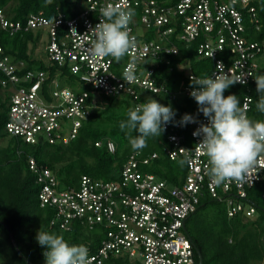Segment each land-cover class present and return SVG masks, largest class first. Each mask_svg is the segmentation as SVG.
I'll list each match as a JSON object with an SVG mask.
<instances>
[{
	"label": "built area",
	"instance_id": "built-area-1",
	"mask_svg": "<svg viewBox=\"0 0 264 264\" xmlns=\"http://www.w3.org/2000/svg\"><path fill=\"white\" fill-rule=\"evenodd\" d=\"M253 2L72 0L73 15L56 8L55 15L49 18L39 10L28 13L23 21L13 20L6 8L0 7V30L9 35L31 32L38 40L29 41V47L38 50L44 45V58L32 53L41 60L42 67L29 68L25 59L7 53L0 42V97L7 114L2 132L32 147L66 146L98 107L102 94L127 95L134 106L146 102L148 94L167 96L168 100L190 96L188 85L174 92L157 81L156 67L164 64L172 70L170 56L179 54L178 42L189 45L196 41L197 59L211 61L209 71L199 76L192 71L189 60L178 62L177 70L183 71L186 78H214L217 62H221L225 73L229 70L236 78L245 79L239 84H254L255 76L262 73L257 56L263 53L264 43L246 36V22L255 30L260 28ZM108 3L135 11L129 28L136 46L119 62L110 56L93 61L88 53L93 39L89 28L99 22L100 9ZM129 66L137 77L133 82L123 78ZM251 102V96H244L241 108L247 105V113ZM197 107L196 104L188 114L207 123ZM197 127L166 126L164 154L177 160L185 155L180 149L189 150L190 162L178 183L145 169L158 158L157 151L145 154L143 149H131L116 177L105 180L83 174L76 185L68 186L61 183L52 168L28 154L27 167L40 187L39 205L50 209V224L61 231H70L78 223L85 231L94 232L96 244L95 250L88 252L89 264L121 257L127 258L129 264H197L186 220L201 200L224 203L228 219L253 218L259 207L249 191L264 186V156L257 160L246 182L214 185L208 175V157L197 146L200 138L192 135ZM102 143L94 142L97 147ZM105 146L108 152H115L113 140L106 139ZM17 153L22 154V150ZM260 195L264 198V187Z\"/></svg>",
	"mask_w": 264,
	"mask_h": 264
},
{
	"label": "trees",
	"instance_id": "trees-1",
	"mask_svg": "<svg viewBox=\"0 0 264 264\" xmlns=\"http://www.w3.org/2000/svg\"><path fill=\"white\" fill-rule=\"evenodd\" d=\"M252 4L256 8L260 28L255 30L246 22V36L264 43V0H254ZM72 5V0H51L50 3L48 0H0V7H5L7 14L13 20L22 21L28 13L39 10H42L47 17H53L56 8L70 16L73 15ZM35 40H38V36L34 37L31 32L9 35L7 31L0 30V42L5 51L17 58L25 59L29 68L42 67L43 64L37 57L32 56L29 41L35 42ZM177 46L179 54L170 56L172 70H167L168 66L164 64L156 67L157 81L164 83L168 90L174 92L191 83L190 79L184 76L183 71L177 70L178 62L189 60L191 69L197 76L207 73L211 68L209 58L197 59L196 41L189 45L178 42ZM229 94L236 95L241 103L244 96H251L252 102L247 115L251 119L263 120L264 114L256 109L260 94L256 92L255 83L248 86L239 83L232 85L224 92L225 96ZM162 97L164 106L171 105L176 110V120H179L183 114L192 112L196 105L190 96L178 95L174 100H168L167 96ZM89 98L91 100L93 94ZM100 98L104 101V105L95 108L83 122L77 137L66 146L32 147L14 137H9L6 145H0V264H45L43 253L47 249L41 247L35 239L39 229L50 234L62 235L70 245L83 244L88 248V252L95 250L96 239L85 233L78 223H74L70 231H61L50 224L52 213L49 208L39 205L40 187L34 174L27 167L26 156L31 154L38 163L52 168L65 186L76 185L83 174L105 180L116 177L117 170L132 149L126 130L121 131L119 124L127 119V110L135 106L131 97L127 95L102 94ZM6 119L5 102H2L0 97V139L6 137L2 132ZM165 134L166 131L159 138H148L147 147L143 148V152L147 154L157 151L159 156L145 169L170 183H178L179 176L183 178L186 173V164L183 166L178 164L183 157L170 160L164 154L162 140H165ZM106 139L115 142L114 153L108 152L105 146ZM98 140L103 143L97 147L94 142ZM18 150H22V154H18ZM263 187L259 185L249 191L250 198L258 205L260 211H257L258 214L254 219L247 221L239 217L228 219L222 202L201 200L196 210L186 220L187 232L195 245L197 264L196 249L201 254L202 264H251L252 261L264 260L262 242L264 198L260 195ZM103 264H125V262L119 258H109Z\"/></svg>",
	"mask_w": 264,
	"mask_h": 264
},
{
	"label": "clouds",
	"instance_id": "clouds-1",
	"mask_svg": "<svg viewBox=\"0 0 264 264\" xmlns=\"http://www.w3.org/2000/svg\"><path fill=\"white\" fill-rule=\"evenodd\" d=\"M134 16V9L119 4L108 3L100 9L99 22L88 31L93 36L88 49L93 61L110 56L119 62L136 46L129 28ZM69 31L77 34L74 28ZM216 69L214 78L190 77L189 95L198 106L197 112L203 114L207 123L188 113L177 121L176 110L171 105H161L149 96L146 102L127 110V119L120 122L119 128L126 130L132 149L141 150L147 147L148 138H159L168 124L179 127L197 124L192 135L200 138L197 146L208 157L211 182L216 186L226 182L241 184L252 175L257 160L264 156V120L249 118L247 105L241 108L236 95H224L230 86L245 83V79L236 78L229 70L225 73L221 62H217ZM123 78L128 82L136 80L131 66L125 69ZM254 81L256 92L260 94L256 109L264 114V73L257 74ZM180 150L185 155L178 164L183 166L190 162L187 156L189 150ZM35 239L47 249L43 253L45 264H89V250L83 244L70 245L62 235L50 234L42 229L37 231Z\"/></svg>",
	"mask_w": 264,
	"mask_h": 264
},
{
	"label": "rangeland",
	"instance_id": "rangeland-1",
	"mask_svg": "<svg viewBox=\"0 0 264 264\" xmlns=\"http://www.w3.org/2000/svg\"><path fill=\"white\" fill-rule=\"evenodd\" d=\"M13 2V1H12ZM14 2H16V1H14ZM13 2V3H14ZM13 3H11V5H13ZM81 5H79V7H80ZM8 8V7H7ZM138 32H140L141 31V28L140 27H138ZM31 50H32V53L33 54H35V56H40V58H44V45H40V48L38 49V50H36V47L34 46H31V48H30ZM38 51V52H37ZM257 62H258V64H259V67H260V69L262 70V73H264V50H263V53L262 54H260L259 56H257ZM82 87H84L83 85H81V88ZM149 96H151L153 99H155L158 103H160L161 105H163V103H164V99H163V97L161 96V95H159V96H155V95H149L148 94V97ZM103 102V103H102ZM98 106L100 107H102L103 105H104V101H102V99L101 98H99V100H98ZM9 139V137H5L4 139H0V145H2V146H4V145H6V143H7V140ZM59 164H57V166H58ZM258 211H260V210H258ZM257 214H258V212L256 213V215L253 217V219L257 216ZM187 225H189V223H187ZM85 233H87V234H90L91 236H93L94 235V232H87V231H85ZM120 260H122L123 262H125V264L127 263V264H129V260L127 259V258H124V257H121V258H119ZM108 263V262H107ZM257 262H255V261H252V264H256Z\"/></svg>",
	"mask_w": 264,
	"mask_h": 264
},
{
	"label": "water",
	"instance_id": "water-1",
	"mask_svg": "<svg viewBox=\"0 0 264 264\" xmlns=\"http://www.w3.org/2000/svg\"><path fill=\"white\" fill-rule=\"evenodd\" d=\"M10 237H11V239H12V241H13V238H12V235H11V234H10ZM262 241H263V244H264V237H263ZM14 245H15L17 251H19V249H18V247L16 246L15 243H14ZM196 253H197V255H198V264H202V257H201L200 252L198 251V249H196Z\"/></svg>",
	"mask_w": 264,
	"mask_h": 264
},
{
	"label": "crops",
	"instance_id": "crops-1",
	"mask_svg": "<svg viewBox=\"0 0 264 264\" xmlns=\"http://www.w3.org/2000/svg\"><path fill=\"white\" fill-rule=\"evenodd\" d=\"M239 218H242L243 221H247V220L253 219V218H243V217H239ZM262 242H263V241H262ZM255 262H257L256 264H264V260H261V261H255ZM251 264H252V262H251Z\"/></svg>",
	"mask_w": 264,
	"mask_h": 264
}]
</instances>
